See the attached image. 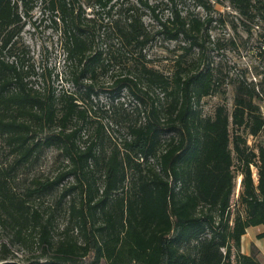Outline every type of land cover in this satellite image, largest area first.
Here are the masks:
<instances>
[{"label": "trees", "instance_id": "16d2710c", "mask_svg": "<svg viewBox=\"0 0 264 264\" xmlns=\"http://www.w3.org/2000/svg\"><path fill=\"white\" fill-rule=\"evenodd\" d=\"M25 1L0 0V141L10 156L0 162V261L16 257L11 247L35 244L39 259L27 264H262L256 251L244 255L238 246L246 227L264 226V144L247 142L263 129L264 92L238 84L231 111L217 106L212 117H202L196 104L212 90L209 72L164 74L148 66L141 53L156 35L182 39L188 44L185 52L202 47V22L174 10L170 24L157 20L153 30L132 8L122 23L116 22L112 11H119L120 0H95L100 12L89 17L69 0H40L48 1L60 21L65 73L72 85V90L56 91L29 86L27 72L1 54L4 49L11 53L27 12L19 10ZM227 1L249 21L261 17V0ZM145 6L154 13L153 6ZM101 13L106 20H97ZM113 38L135 59V72L116 77L110 96L126 92L143 120L128 124L123 152L104 156L98 128L86 135L83 147L78 142L90 120L84 101L96 94L92 81L115 58ZM142 82L158 87L166 105L152 102L146 109ZM50 147L66 161L65 168L17 190L18 171ZM133 156L154 159L158 170L139 168L133 196H125L119 192ZM68 178L72 182L64 185ZM236 178L244 213L235 214L230 225ZM60 186L58 202L77 194L66 210V226L72 223L77 235L55 240L52 207L40 204Z\"/></svg>", "mask_w": 264, "mask_h": 264}, {"label": "rangeland", "instance_id": "374dc122", "mask_svg": "<svg viewBox=\"0 0 264 264\" xmlns=\"http://www.w3.org/2000/svg\"><path fill=\"white\" fill-rule=\"evenodd\" d=\"M71 5L78 9L85 17L100 12L95 0H69ZM119 11H112V18L116 22H123V17L129 8L142 16L148 28L155 30L158 21L170 24L173 11L178 10L184 16H195L202 22L200 36L202 47H193L185 52L188 44L181 40H165L160 35L149 43L143 50L144 60L164 74H172L179 71L182 74L204 69L210 74L212 90L209 94L200 97L196 104L202 117L213 116L217 106H224L228 111L232 110L233 97L238 84L247 88H254L256 92H264V0H261V17L249 21L234 10L227 0H120ZM154 7L156 18L145 6ZM205 3V6L201 5ZM116 5V7H118ZM114 7V10L118 9ZM27 8L26 14L21 16L18 33L13 38L11 53L5 49L2 55L8 60H16L18 65L27 72L26 80L33 88H46L58 90H72V85L67 81L65 73L64 52L61 47L60 21L49 8L48 1L26 0L19 6V10ZM97 20H106L104 13L96 16ZM112 54L109 63L96 75L92 81L96 94L85 100L88 107V128L79 140V146L85 145L84 138L88 133L94 134L98 128L104 156L113 150L123 152L124 142L128 138L127 126L129 123L143 120V113L135 111L137 103L126 92L120 97L111 98L109 88L112 81L125 74L135 72V59L129 53L119 47L118 41L113 38L110 43ZM135 56V54H133ZM140 59V58H139ZM86 82H90L87 80ZM145 93L146 109L153 102L155 105H166V99L158 87L144 82L140 84ZM260 105L262 102L256 100ZM139 111L140 108L137 105ZM263 111V107L261 106ZM253 138L248 136L247 142L253 144ZM10 156L2 148L0 141V162L9 160ZM139 162V167L136 162ZM66 166V161L58 154L54 147L45 149L32 164L21 168L15 177L13 185L21 190L33 179H51ZM158 170L154 159L142 160L133 156V162L127 166L126 180L123 190L119 194L133 196L135 177L138 169ZM97 184H101L102 177L96 176ZM72 182V178L66 179L63 184ZM231 196V218L235 214H243L244 209L239 204L236 188ZM60 188L42 198L41 206H51L53 210L52 226L55 240L59 237L71 235L76 237L77 228L72 223L67 224V205L71 199L78 200L77 194L58 202ZM101 223L102 219L98 218ZM66 226V227H65ZM16 255L13 260L27 264L37 260L39 249L33 244L31 247L18 245L11 247ZM232 252L234 250L232 249ZM42 259V258H41Z\"/></svg>", "mask_w": 264, "mask_h": 264}, {"label": "crops", "instance_id": "0c3cea01", "mask_svg": "<svg viewBox=\"0 0 264 264\" xmlns=\"http://www.w3.org/2000/svg\"><path fill=\"white\" fill-rule=\"evenodd\" d=\"M259 140L264 144V124L259 134ZM264 231L262 224L250 225L245 228V232L240 236L238 251L241 254L249 255L252 250L256 251L257 258L264 264Z\"/></svg>", "mask_w": 264, "mask_h": 264}, {"label": "water", "instance_id": "95a60500", "mask_svg": "<svg viewBox=\"0 0 264 264\" xmlns=\"http://www.w3.org/2000/svg\"><path fill=\"white\" fill-rule=\"evenodd\" d=\"M0 264H22V263L18 262L17 260H13V259H5V260H1Z\"/></svg>", "mask_w": 264, "mask_h": 264}, {"label": "built area", "instance_id": "2783aa9c", "mask_svg": "<svg viewBox=\"0 0 264 264\" xmlns=\"http://www.w3.org/2000/svg\"><path fill=\"white\" fill-rule=\"evenodd\" d=\"M238 184H239V179H238ZM237 189H238V185H237ZM237 191V190H236Z\"/></svg>", "mask_w": 264, "mask_h": 264}]
</instances>
